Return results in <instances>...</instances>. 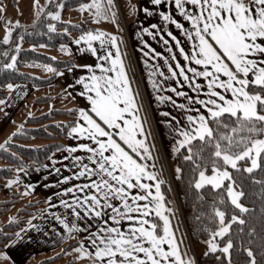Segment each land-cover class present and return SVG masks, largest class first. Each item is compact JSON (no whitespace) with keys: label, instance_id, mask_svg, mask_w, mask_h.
<instances>
[{"label":"snow or ice","instance_id":"obj_1","mask_svg":"<svg viewBox=\"0 0 264 264\" xmlns=\"http://www.w3.org/2000/svg\"><path fill=\"white\" fill-rule=\"evenodd\" d=\"M151 3L158 6L162 0ZM34 4V23L43 14L52 21L46 24L47 29L55 31L54 22L61 20L64 0H46L45 5L34 0ZM174 4L184 22L170 11L159 13L165 25L163 30L175 42L173 47L165 40L171 55L165 56L164 61L171 76L182 77L183 83L196 93L189 95L169 84L167 87L186 102H177L172 96L157 97L180 108L184 116L183 124L175 116L172 117L175 126L165 121L175 133L172 153L183 161L176 165L175 173L182 178L186 168L190 173V189L198 201L207 205V211L201 213L210 222L204 225L207 233L204 255L219 252L221 255L216 260L220 264H235L233 252L238 251L246 254L244 264H264V0H174ZM47 5H54V10H49ZM78 8L81 12L88 10L96 20L116 19L114 0H87L79 3ZM130 8L136 10L135 5ZM143 11L150 13L148 7ZM13 23L19 25V21L5 24L4 44L12 40L10 24ZM169 23L183 33L188 49L168 29ZM157 27L152 25L154 29ZM143 32L149 29L145 27ZM82 42L85 47L80 50L86 48L96 61L80 65L88 69L76 81L82 86L80 95L85 105L70 110L77 113V119L67 135L78 140L87 138L88 142L62 146L69 156L61 158H71L76 171L62 175L60 180L85 179L60 188L58 195L73 192L79 195L59 199L57 202L65 212L50 215L67 233L90 232L87 237L90 247L81 240L76 249L77 258L87 257L89 264H196L195 257L181 249L182 241L171 227L170 215L165 214H171L173 209L165 203L161 190L163 179L154 163L157 159L152 152L154 145L147 142L150 135L144 127L147 120L139 114L138 93L133 92L122 59L120 39L96 29L82 32L75 43ZM12 47L18 52L21 44L13 43ZM177 48L183 63L177 58ZM152 51L154 59L162 55L155 49ZM16 52L3 49V56L10 59L7 63L0 62V68H15ZM170 60L175 61L174 66ZM144 63L147 65L148 61ZM154 75L155 71L149 80L158 87L152 79ZM176 83L181 84V80L177 79ZM6 87L11 90L17 85L8 83ZM7 99H0V104H5ZM5 147L6 144H0V148ZM77 150H83L86 155H72ZM19 179V176L9 179L8 185ZM249 188L258 197V209L255 200L251 208L242 202ZM208 194L213 197L211 201H206ZM52 199V196L47 198ZM31 221L30 217L26 228L37 227ZM81 221H94L95 227ZM53 229L56 230L55 225ZM23 232L24 229L16 232L5 248L19 240ZM245 232L246 239L242 235ZM0 259L11 260V257L7 251H0Z\"/></svg>","mask_w":264,"mask_h":264},{"label":"crops","instance_id":"obj_2","mask_svg":"<svg viewBox=\"0 0 264 264\" xmlns=\"http://www.w3.org/2000/svg\"><path fill=\"white\" fill-rule=\"evenodd\" d=\"M124 1L127 11H123L124 9L120 5V12L124 20L123 31L126 40L129 41L130 45L129 47L131 52V60L133 59L135 69L140 72L141 77L143 78L141 88L146 100L150 119L153 122V127L157 136L156 140H158L157 144L159 143L158 145L167 151L172 149V144L174 142L175 136V133L172 131V126H175L176 122L172 120V117H177L181 124H183L185 121L182 110L180 108L175 107L171 102H168L166 100L160 101L157 99V97L172 96L173 100L177 102H186L184 97H177L175 93L167 87V85L169 84L177 88V90L188 92L189 95H196V93L191 92L188 85L186 83H183L182 77H172L171 73L168 71L167 64H165L164 61V57L170 56L171 54L168 52L165 40H167L168 43L172 44L173 47H175V42L172 41L171 38L167 36V32L163 30L165 28V25L159 13L160 11H170L177 19H180L182 22H184L183 17L175 9L174 0H162L161 5L158 6L153 5L151 3V0ZM130 5L136 6V10L134 12L131 10ZM144 7H148L150 9V13H145L143 11ZM185 23L187 26V22ZM153 24H156L158 27L155 29L152 28ZM145 27L149 29V32H143V28ZM167 27L169 30L173 31V33L176 34L179 39H181L182 45L185 46L186 49H188L189 46L185 41L183 33L180 30H177L175 25L171 23H169ZM96 29L109 32L105 28L97 27ZM96 29H93V31ZM138 32L140 33V35H137ZM152 33H155V35H153ZM81 34L82 33L77 35L73 40L55 46V48H57L58 50L57 52L59 58H74L75 64L73 66L65 67L59 70L56 74L55 79L47 85L35 86L30 83L22 82L15 84L17 85V87L10 90L7 96L8 99L6 100L5 104H2L4 115L0 120V132L4 129L12 130L14 126L11 124V122L13 118H15V116L19 114V110L22 104L29 98L34 97L38 94H42L45 92L53 94L55 92L61 91L64 96V102L66 105H75L77 108L85 105V101L80 95L82 86L76 81L78 80L80 75H84L88 72V69L80 67V65L93 63L96 61V57L91 55V53L87 51L86 48L84 51L80 50L81 48L85 47L83 42L81 44L75 43V40L78 39ZM95 43L97 47H99L98 42ZM65 48H70L71 51H66L64 50ZM141 49H143V51H141ZM152 49H155L156 52L162 53V55L159 57H155L154 59L153 57L155 56V53L152 51ZM175 51L177 53V58L183 63V57L178 55L179 49L177 48L175 49ZM113 53L115 54V49H113ZM145 60L148 61L147 65H145L144 63ZM169 62L172 63L173 66L175 65V61L170 60ZM126 70L129 76L127 67ZM154 71L155 75L152 77V79L155 81L158 87H154L153 83L149 80V76ZM160 72H163L164 75L161 76ZM177 79L181 80V84L176 83ZM138 105H140L139 102ZM192 107L196 108L200 106L193 105ZM164 113H171V116H166L164 115ZM139 114L142 118L146 117V120L147 118L149 119L148 115L146 113L144 114L141 109ZM192 114H194V112ZM166 120L171 121L172 126L166 124ZM153 138L154 137L152 135L150 137V140L149 136L147 138V142L150 146V141L151 143L155 142L153 141ZM78 142L87 143L88 140L87 138H80L78 140L75 136H66V145H75ZM72 155H86V153L83 150H77ZM64 156H69V153L66 149L63 148L62 150L50 156L51 159L49 157L42 163L32 164L21 168L22 171H16L14 177L11 178L14 180L17 176H19V181H17L13 185H8L7 182L6 186L3 188L7 193H10L22 186L26 191L25 195H23L24 199H30L31 197L40 196L44 197L45 200L43 208L32 217L31 222L37 225V227L26 228V224L29 221L28 220L25 226L21 228L24 229V232L21 234V238L19 240H16L14 244L9 245L7 248H5L4 246L3 251H7L8 255L11 257V260H8L9 262H14V264H28L32 256L58 252L63 246L73 241L78 242L76 244L70 245L69 248L66 249V256L70 252H76V249L78 248L79 242L81 240L85 241L86 247H90V245H87V237L90 232L81 230L74 233H67L66 230L63 229L62 225H60L58 221H56L54 217L50 215V213L65 212V209L57 202L59 199L68 200L69 196L71 195H79V193L76 192L58 195L60 192V188L70 187L71 184H79L85 179L84 177H80L79 179L74 177L71 181L68 182H62L60 180V177L62 175H69L71 171H76V168L72 167L73 161L71 160V158H69L68 160H64L61 158ZM153 156L155 157L154 152ZM156 158L157 159L154 161V163L156 164L157 168L158 155H156ZM45 164L49 165V167H39L40 165ZM65 164L69 165V167H64ZM38 167L39 171H37ZM55 169H59V171H56ZM149 182L154 183L152 181ZM29 184L32 185V188L27 187ZM49 196L53 197L51 201L47 200ZM49 204L53 205V207L49 208ZM68 219L71 220L72 218L68 217ZM81 222L85 224L92 223L95 227L94 221ZM53 225H55L56 230L53 229ZM171 227L174 230L172 222ZM205 241L198 244L197 247L199 248L197 249L198 251H196L195 249L196 252L201 253L206 251ZM77 257L78 256H70L69 258H74L76 260ZM82 258L88 260V258ZM0 264L4 263L0 262Z\"/></svg>","mask_w":264,"mask_h":264},{"label":"trees","instance_id":"obj_3","mask_svg":"<svg viewBox=\"0 0 264 264\" xmlns=\"http://www.w3.org/2000/svg\"><path fill=\"white\" fill-rule=\"evenodd\" d=\"M87 0H64L65 5H77ZM116 19L108 20L111 21L113 25V30L107 29L112 32L120 39L119 47L121 50L122 57L125 61V65L129 72V78L133 85L135 93H138L137 101L141 106L142 112L145 114V105L142 99L141 91L136 82H134V70L132 66V60L130 57V51L128 49L126 39L124 36V31L119 21V15L116 10ZM50 19L42 18L38 23H35L31 31L22 33L23 40L31 46L20 48L17 52L18 58L16 60L15 68L13 69H3L0 68V99H4L8 96L10 90L6 87L8 83H30L35 86H43L52 82L59 70L65 67H70L75 64L73 57L67 58H53L46 52L40 50L41 47H55L58 44L66 43L73 40L80 33L96 29V26L87 23V19L78 20L75 23H69L63 20L55 21L56 29L55 31H50L47 29L46 24ZM63 28H67V32H62ZM4 44V43H3ZM35 45V47H32ZM9 52L15 51L14 48H8ZM10 57L0 56V62L6 63ZM42 67L51 66L55 72L47 76H39L21 67ZM48 68V67H46ZM64 96L62 92L38 94L32 97L31 101L34 105L32 112L34 114L27 115L25 106L28 104L25 101L20 107L19 113L22 114L27 122L26 126H23L17 132H12L9 140L5 143V148H0V190H2L9 179L13 178L16 169H21L26 166L42 163L46 161L54 153L63 149V145H66L67 131L74 120H76V112L70 111L77 108L75 105H66L64 102ZM64 103V104H63ZM4 115V110L2 104H0V120ZM59 116H65V119ZM16 118H13L12 125L15 126ZM15 130V127L12 131ZM33 139L44 140L41 143H28ZM152 150L156 155H158L157 144ZM173 161L177 165L178 163L183 164L180 156H172ZM159 162V157H158ZM160 163V162H159ZM158 166V164H157ZM160 176L163 179L161 185V190L165 194V203L168 208H171L174 213L170 215V221L173 224L174 231L178 240L182 241L180 247L182 250H187L190 254L191 245L201 243L207 240V233L204 231V225L210 223L207 221L205 216L201 213L207 211V205L202 204L195 197V192L190 189L188 178L190 173L185 168L182 178H178L176 174L168 173L163 164L157 167ZM246 198L242 199V202L246 203L249 208L253 206V201H257L256 207L259 208L258 197H254L252 189H246ZM26 191L24 187H19L9 193V196L5 199L0 200V215L10 208L14 203L23 199L24 202L17 208L18 216L15 219L1 222L0 221V250L8 243V240L13 239L15 233L25 226L30 217L39 212L45 203L44 197L36 196L30 199H24ZM175 199L177 209L175 205L173 206L172 199ZM213 199L211 194L206 196V201H211ZM200 217V219H196ZM259 227V225H257ZM247 238V233L242 234ZM78 241H73L63 246L57 253L41 258L36 263L35 258L29 260L28 264H73L75 262L74 258H64L65 251L70 245L76 244ZM239 245V240H237V247ZM257 247L256 245H253ZM219 252L212 254L209 253L208 256L204 255V252L195 255L196 264H220L216 260V256H220ZM245 255L242 252L234 251L233 258L235 264H244ZM191 256H193L191 254ZM60 259H64L59 262ZM257 259H260L259 251L257 250ZM81 264H89V260L83 261Z\"/></svg>","mask_w":264,"mask_h":264},{"label":"rangeland","instance_id":"obj_4","mask_svg":"<svg viewBox=\"0 0 264 264\" xmlns=\"http://www.w3.org/2000/svg\"><path fill=\"white\" fill-rule=\"evenodd\" d=\"M39 2L41 5H45L46 0H39ZM114 4L116 6V10H117V13L119 15V21H120V24H121L122 29H123V25H124L123 21L124 20L122 18L121 12H120V5L124 9L123 11L126 12L127 9H126V5H125V1L124 0H114ZM0 6H3V8L0 9V56L3 55V49H5V48L8 49L9 47L13 48L12 47L13 43H20L21 44L20 48L31 46V44L25 42L23 39L19 40L18 37H20V36L23 37L22 33L27 32V31H31L34 24H35L34 21L36 20V16H35L36 7L34 4V0H0ZM47 7L49 8V10H54V5H47ZM42 18L49 20V18H47L46 16H43V14H42ZM81 19H87V23L90 25L100 27V28L109 29V30H113V25H112L111 21L109 22L108 20H104V19H99V20L94 19L88 10H84L83 12H81L78 8V4L77 5H65L61 9V20L69 22V23H75ZM9 21H13V22L19 21V25H16L14 23L10 24V26L13 28L12 40H10V42L8 44H3V35L5 32V24L8 23ZM124 36H125V34H124ZM125 39H126V37H125ZM126 43H127L128 49L130 51L129 41L126 40ZM40 50L46 52L48 55H50L53 58H59L58 52H57L58 50L55 47H41ZM13 52H16V50ZM16 56L18 58L17 52H16ZM130 57H131V52H130ZM132 66H133V70H134V73H133L134 74L133 75L134 76V82H136L140 88L142 99H143L144 105H145V113L149 117V119L147 118V122L145 123V129L150 132V135H148L149 140H150V137L152 135L154 137L153 141H155V143L157 144V141H158V140H156L157 136L155 133V129L153 127V122L150 119L146 100H145V97H144V94H143V91L141 88L143 78L141 77L140 72L135 69L133 59H132ZM21 68L28 70V71L36 74V75H39V76H47V75L51 74L52 72H55V70H53L52 67L42 68V67L25 66V67H21ZM42 94H47V93L45 92ZM31 99H32V97L27 100L28 104L25 106V109L27 111V113H26L27 115H29V113L34 114L32 112V110L34 108L33 104H35V103L32 104V102H30ZM59 117L62 119H65V116H59ZM15 118H16V121L14 123L15 124V126H14L15 130H13V131L9 130V129L1 130V132H0V144H3L7 140H9L12 132H14V131L17 132V129H20L21 127L27 125V122L25 121V118L22 114L19 113L18 115L15 116ZM11 124H13V123H11ZM5 125H7V124H5ZM34 142L41 143V142H44V140L33 139V140L29 141L28 143L31 144ZM150 144L152 145L151 141H150ZM158 144H157V149H158V157H159V162H160V163L158 162V166L163 164L167 173H168V176L171 174H173V175L176 174L175 173L176 164L172 159V156H173L172 149L166 151L165 149L160 147ZM1 163H2V161L0 160V164ZM8 196H9V193H7L4 189L0 190V200L5 199ZM172 201H173V206L175 205V208H176L178 206L177 205L178 203H176L174 198L171 200V202ZM23 202H24V200L20 199L19 201L14 203L10 208H8L6 211H4L0 215V221L6 222L9 220H12V219H10V217L13 219L17 218V216H18L17 208L19 206H21V204ZM171 208H172V203H171ZM171 214H172V216H174V213H171ZM198 244L191 245V251L192 252L189 254L190 256L192 254L195 257V255L199 254V252H196V251H198L197 249L199 248V247H197ZM195 249H196V251H195ZM0 251H3V249ZM195 252H196V254H195ZM55 253H57V252L50 253V254H43V255H34L31 257V259L35 258V261L37 263L39 259L45 258L46 256H51ZM70 256H75V257L79 256V252H77V251L74 253L70 252L67 256L65 255L64 258H69ZM85 258H87V257H85ZM62 260H64V259H60L59 262ZM83 260H86V259H83L82 257H80L79 259L77 258L73 264H81L83 262ZM0 262H3L4 264H13V263L9 262L8 260H4V259H0Z\"/></svg>","mask_w":264,"mask_h":264}]
</instances>
